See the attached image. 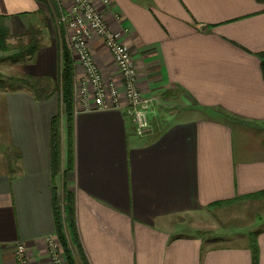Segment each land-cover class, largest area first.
<instances>
[{"label":"crops","instance_id":"0c3cea01","mask_svg":"<svg viewBox=\"0 0 264 264\" xmlns=\"http://www.w3.org/2000/svg\"><path fill=\"white\" fill-rule=\"evenodd\" d=\"M42 8L37 0H0V17L10 34L23 35L42 22ZM100 9L154 103L143 135L116 108L75 115L71 191L89 264H254L249 234L216 242L176 219L264 192V138L252 145L236 138L247 134L243 127L264 137V1L111 0ZM92 49L101 71L114 74L104 42ZM35 59L34 73L32 62L13 67L51 76L58 49L43 43ZM1 99L9 145L21 158L17 173L0 170V264H17L19 243L29 264H53L50 134L60 105L28 89ZM253 232L264 264V229Z\"/></svg>","mask_w":264,"mask_h":264},{"label":"rangeland","instance_id":"374dc122","mask_svg":"<svg viewBox=\"0 0 264 264\" xmlns=\"http://www.w3.org/2000/svg\"><path fill=\"white\" fill-rule=\"evenodd\" d=\"M42 3V22L38 25H33V30H39L37 33V38H40L41 44H50L56 46L58 49V64L55 74L51 76H34L31 73L34 71H39V67L34 62V64L28 65V72L19 73L15 71L12 63L10 61V56L16 54L19 49L26 46L29 42V36L27 33L21 35L8 34L6 43L8 44V50L0 49V80L6 84V88L0 87V170H8L11 166L14 168L18 167V161L16 154H13L11 159L8 158L9 153L13 151L12 147L9 145L8 133L6 119L4 116L3 107L1 104L2 94L9 90L15 91L18 89H27L23 86L22 83L17 82V80L25 79L28 80L32 76L36 78L41 83L40 86L44 88L43 93H50L51 96L58 101V104L61 105L62 100V84H61V65L63 51L66 48L70 53V57L73 62L74 68V116L76 112L82 111L84 106L81 104L82 98L84 97L83 93L80 90V84L82 81L86 80L87 76L84 72L83 66L80 62H77V54L71 52L69 41L67 39V33L64 28L58 23L61 13L68 12L72 9V3L69 0H50L49 3ZM101 6L98 8L100 9ZM101 10V9H100ZM103 11V10H101ZM105 20H106V14ZM110 26V25H109ZM101 40L100 38L93 37L89 39L88 43L94 57L96 64L98 61L95 57V54L92 49V44ZM110 57L112 54L108 51ZM76 60V63H75ZM114 61V60H113ZM115 62V61H114ZM23 64V63H21ZM76 64V65H75ZM116 64V63H115ZM15 66V65H14ZM27 69V68H26ZM103 72V71H102ZM104 74V72H103ZM114 74H117V70ZM114 74H104L105 77L115 76ZM29 90V89H28ZM90 98L94 97V92L90 91ZM60 111V108H59ZM246 131L247 134L236 135L237 140L241 142L242 139H245V143L248 145L256 144L258 139L262 143V136L256 135L255 130L244 128L241 132ZM63 141L65 142V152L67 150V127H66V117L62 115L61 120V158H62V146ZM264 143V139H263ZM241 144V143H240ZM68 153L65 154V164L62 167L61 159V173L56 179V186L58 188L59 194L63 196V181L65 178V172L68 181V188L71 190L73 187V171H68ZM176 222L183 225L186 230L192 231L194 233H200L206 237H209L211 240L216 242L221 241H239L250 232H253L257 229H264V198H251L246 200L237 201L228 205H223L216 208H211L208 212H202L200 214L187 215L186 217H181L176 219ZM57 243L59 246V253L62 254L64 261H66L63 247L57 238ZM76 259L78 264H82L78 254L76 253ZM65 264V263H64ZM67 264V263H66Z\"/></svg>","mask_w":264,"mask_h":264},{"label":"built area","instance_id":"2783aa9c","mask_svg":"<svg viewBox=\"0 0 264 264\" xmlns=\"http://www.w3.org/2000/svg\"><path fill=\"white\" fill-rule=\"evenodd\" d=\"M72 9L61 13L58 23L67 34L71 52L77 54L86 73V80L80 84L84 97L81 104L82 111L107 110L116 108L124 111L132 118L139 135L150 129L149 112L154 98L145 95L138 87V72L135 59L130 48L122 39L118 31H114L105 20L104 13L98 8L107 6L111 0H69ZM100 38L117 66L115 76L105 77L92 55L89 39ZM76 63V60H75ZM76 65V64H75ZM94 97L90 96V91ZM124 98V100L122 99ZM76 112L78 114L79 112ZM50 257L53 264H64V258L59 253L56 240L50 241ZM17 264H29L26 245L19 243L16 246Z\"/></svg>","mask_w":264,"mask_h":264},{"label":"trees","instance_id":"16d2710c","mask_svg":"<svg viewBox=\"0 0 264 264\" xmlns=\"http://www.w3.org/2000/svg\"><path fill=\"white\" fill-rule=\"evenodd\" d=\"M45 4L50 0H37ZM264 1V0H259ZM34 26H31L27 31L29 36V42L26 46L19 49V51L10 56L12 63H28L35 59L37 52L41 48V40L37 38L39 30H33ZM35 29V28H34ZM9 30L3 23V19L0 17V49L8 50L9 46L6 43ZM261 60V67L264 74V51L258 54ZM61 84H62V100L59 113L51 120V134H50V150H51V183H52V209L55 220L56 236L59 239L62 247L65 259L68 264H78L76 259V253L82 264H89L87 256L84 252L80 231L77 220V207H76V194L69 190L68 181L65 172V178L63 181V196L59 194L56 186V179L61 173V120L62 115L66 117L67 127V153H68V171L75 170V116H74V68L73 62L70 57V53L65 48L63 51L62 65H61ZM17 82L22 83L24 87L32 91L38 99H48L51 94L43 93L44 88L40 86L41 82L32 76L30 79H20ZM0 87L6 88V84L3 80H0ZM16 154L17 161L19 162L21 156L18 152L12 151L9 153L8 158L11 159L12 155ZM20 170L19 167H10L8 171L11 174H15ZM251 198H264V192H260L249 196L246 199ZM235 201H222L212 204L211 208L220 207L234 203ZM258 232H251L249 234L250 247L253 253L254 264L258 262V246H257Z\"/></svg>","mask_w":264,"mask_h":264}]
</instances>
